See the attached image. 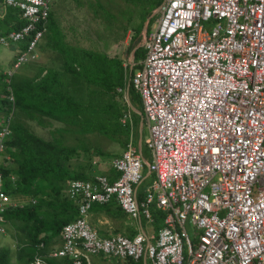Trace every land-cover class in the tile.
Listing matches in <instances>:
<instances>
[{
  "label": "built area",
  "instance_id": "2783aa9c",
  "mask_svg": "<svg viewBox=\"0 0 264 264\" xmlns=\"http://www.w3.org/2000/svg\"><path fill=\"white\" fill-rule=\"evenodd\" d=\"M55 1L0 0L25 21L18 31L0 28L1 45H26L7 76L38 58ZM160 13L132 79L157 179L138 204L143 159L131 142L113 161L116 182L71 180L78 218L64 226L63 247L52 256L74 264L100 253L135 262L146 255L151 264H264V0H165ZM131 119L126 113L122 125ZM10 135L8 123L0 154ZM114 198L148 220L156 202L165 226L152 239L101 238L89 213ZM14 207L0 170V233Z\"/></svg>",
  "mask_w": 264,
  "mask_h": 264
},
{
  "label": "trees",
  "instance_id": "16d2710c",
  "mask_svg": "<svg viewBox=\"0 0 264 264\" xmlns=\"http://www.w3.org/2000/svg\"><path fill=\"white\" fill-rule=\"evenodd\" d=\"M139 1L146 3L147 17L164 2ZM53 13L52 9L50 23L54 19ZM156 18L157 16L153 21ZM23 25L24 22L12 25L10 29L18 30ZM62 49L63 44L56 50L74 54L69 52L68 45ZM145 53L143 48L136 51L138 61L145 58ZM70 61L71 58L66 62ZM29 64L23 65L12 76L0 73V132L8 123L11 130L10 137L5 140V151L0 154L3 188L13 199H27L25 203L17 202L21 205L5 215L6 229L0 235H5L8 230L9 236L16 242V249L2 247L0 264H36L39 258L46 264H53L52 261L61 259L51 257V253L61 249L63 244L54 250H50V246L61 238L64 226L76 220L79 213L76 203L66 193L67 184L72 179L89 180L75 172L70 162L76 157L92 160L97 153L90 152L92 149L88 146L87 138L82 139L86 133L79 129L82 123L88 129L89 115L99 111L119 113L118 121L108 125L107 131L102 130V134L123 132L128 135L129 132L124 131V126L121 125L122 110L116 98V89L125 86L123 74L114 75L111 85L108 80H102L101 90L82 93L67 86L65 77L53 70H49L41 79L23 78L21 73ZM117 71L122 72L118 67ZM82 74L80 71V75ZM85 94L88 107L80 104L84 102L76 101V97ZM24 117L51 127L52 121H58L64 126L60 130L55 129L53 140H46L27 128L23 122Z\"/></svg>",
  "mask_w": 264,
  "mask_h": 264
},
{
  "label": "crops",
  "instance_id": "0c3cea01",
  "mask_svg": "<svg viewBox=\"0 0 264 264\" xmlns=\"http://www.w3.org/2000/svg\"><path fill=\"white\" fill-rule=\"evenodd\" d=\"M59 2L60 0H56L54 5H53V10L56 11L59 7ZM92 9H90V16L91 19L96 18V10L94 8V0H92ZM68 6V4H67ZM72 12L71 8H68V14ZM0 22L4 24V26L7 28H11L13 26L21 25L22 19L19 15V13L15 10L12 9L11 12H8V9L5 10L4 8L0 7ZM54 21L52 23H49V31L46 34V36L43 38V40L39 44L38 48V59L32 63H30L28 66H26L21 75L23 78H26L27 80H31L35 77L36 79H41L45 77L48 73L49 70H53L55 73H60L65 77V81L67 86H70L71 89H74L75 92H85L88 90V85H94L95 90H100L102 85V79L97 80L96 84H93L91 80H88L89 74L91 73V70H93L92 63H85L84 68H80V64L82 63V58L84 60L88 58H96V59H101L103 61L102 66L104 67L105 65L109 67L111 64H113L114 67V72L115 75H120L123 74V71H125L127 61H128V66L130 69H133V66L138 67V64H141V60L138 61L136 57V48L138 46H135L132 49V46L130 47L129 51V56L128 59H126V49L125 46L128 43V39L131 38L130 43L135 40V36L131 35V32L127 34L126 37V42L124 47H121L119 51H113L112 49L117 48L118 45L115 44L114 41L110 37H107L105 39L101 38V34H93L91 33V36L88 38L86 37L84 39L85 42L89 41V46L93 48H98L100 51H98L97 57H89V53H84L79 55L78 53L70 54V53H62L61 51L56 50L57 47L52 44V43H47V41L52 39H55L57 36L62 37L63 42L62 44H67V42H64V37L67 38V40L72 41V37L70 35L66 36L62 30H58L60 28H63L61 22L57 21L56 27L53 25ZM52 26L54 27V30L50 29ZM67 23L65 24L64 28H67ZM77 26V25H74ZM131 28V27H130ZM132 29V28H131ZM151 28L149 26L144 27L141 31V33H144L143 38L146 37V34ZM138 33V30L136 31ZM64 37H63V36ZM72 44V43H70ZM77 44V43H75ZM88 45V44H87ZM9 49V54L6 56L4 55L3 57L0 58V73L5 74L11 67L13 62L15 61L16 58V50L17 47H12V48H7ZM82 56V57H81ZM69 58H71L70 62H66ZM76 58V59H73ZM76 61V62H74ZM108 67V70H109ZM117 67L121 73L117 71ZM80 71L83 73L80 75ZM80 75V76H79ZM81 77V78H80ZM111 85L110 79H107ZM74 83V85H73ZM79 84H82L83 86V91L81 90V87ZM73 86H76L75 88ZM93 86V87H94ZM129 84L125 85V90L128 89ZM129 92V96H128ZM127 92V105L131 106V104L136 108V110L133 109L134 111V117L136 118V121H138L139 126L137 127V134L135 136L136 130L133 128L132 130H129L128 135L127 133H118L117 136H119V139L121 140V144L125 146V151L127 150L128 145L132 142H134L135 147L137 148L138 153L142 156L143 158V163H144V177L141 183L137 186L134 187V192L137 197L138 204H140L145 196H146V191L153 185L155 182V176L150 173L149 171V166L148 164L152 161L151 157V152L148 149L146 145V140L149 135L146 122L144 120V115H143V107H142V102L137 95L136 102L133 101L131 94L132 90H128ZM86 93V92H85ZM81 97H76L77 103L83 102L81 100ZM129 103V104H128ZM81 105L84 104V107L86 106L85 103H80ZM78 104V105H80ZM123 115V114H122ZM27 118V117H25ZM30 121L35 122L37 125V132H34L38 134V136L50 140L53 138V134L56 128L51 127L47 124H41L37 120H31L30 118H27ZM134 120V118H133ZM26 125V124H25ZM27 126V125H26ZM28 129L32 130L30 128V124L27 126ZM54 128V129H53ZM59 128V127H58ZM60 130V129H59ZM115 134V133H112ZM100 137V136H98ZM104 137V136H103ZM105 138V137H104ZM106 139V138H105ZM53 140V139H52ZM72 142V140L70 139ZM122 153V154H123ZM120 155H115L110 158V155H102L99 154L97 157L102 158L101 161L105 160L106 158H109V160L106 161H94L92 160H84V162H80L76 159L72 160L70 165L74 168V171L84 175L87 179L89 180H84L93 184H97V177H107V179L110 181L109 183H114L118 180L120 177V173L115 170L113 167L112 161L113 159L120 157ZM108 162V163H105ZM97 164V165H96ZM67 193V189H66ZM16 202H15V201ZM14 202L17 203H25V197L20 198V199H15ZM48 210V209H47ZM150 214H151V219L148 220L143 214L140 215L138 218H134L131 216L129 213L125 212L119 205V202L117 199H112L109 203L99 205L95 204L93 205L90 215H89V221L94 227V229L97 231L98 235L101 238H112L116 236H124L129 239H134L139 235H143L148 239H152V236H156L158 231L163 228L164 222H165V213L160 210L157 206V203L155 202L153 205L150 206L149 208ZM47 212V211H46ZM76 216V214H74ZM76 218V217H75ZM75 221V220H74ZM73 222V221H72ZM153 241V240H152ZM154 242V241H153ZM62 245V240L59 238L58 241H54L51 246L50 250H54L57 247H61ZM53 264H74L72 261L68 259H56L52 261ZM151 264L150 263V258L144 255L142 259L139 261L135 262L132 260H121L119 258L111 257L108 256L104 253H100L97 256H91L90 259L87 262H84L83 264Z\"/></svg>",
  "mask_w": 264,
  "mask_h": 264
},
{
  "label": "rangeland",
  "instance_id": "374dc122",
  "mask_svg": "<svg viewBox=\"0 0 264 264\" xmlns=\"http://www.w3.org/2000/svg\"><path fill=\"white\" fill-rule=\"evenodd\" d=\"M92 0H60L59 7L56 11L53 13V25L56 27L57 21L61 22L63 28H60L58 30H62L66 36L70 35L72 37V41L67 40L66 37H64V42H67V44H63V49L66 45L70 47L69 52L72 53H78L79 55L84 53H89V57H97L98 51L100 49L98 48H91L89 46V41L85 42L84 39L86 37H90L91 33L93 34H101V38L105 39L107 37H110L112 41L115 42L117 48L112 49L113 51H119L121 47H124L126 42V37L129 32H131V35L136 34L135 40L130 43L131 38L128 39V43L125 46L126 49V59H128L129 56V49L132 46V49L137 45L138 41H141L137 46H139L143 41V35L144 33H141L140 30H142L144 27H153L156 23V21L159 19H155L153 21V14L149 17L146 15V3L141 2L139 0L137 1H127V0H94V8L96 10V18L91 19L90 16V9H92ZM68 4V6H67ZM1 8L5 9V6L1 3ZM68 8L72 9V12L68 14ZM7 10V9H5ZM12 9H9L8 12H11ZM158 14H160L158 12ZM160 17V16H159ZM149 21H152L151 24H148ZM25 24V21H22ZM67 23V28H64L65 24ZM77 25V26H74ZM0 26L2 28L6 27L2 22H0ZM54 27L51 24L50 29L52 31L54 30ZM132 29H131V28ZM138 30V33L136 32ZM50 32V31H49ZM56 32V31H55ZM63 42L62 37L57 36L55 39H52L47 41V43H52L56 47L60 46ZM72 43V44H70ZM77 43V44H75ZM12 44V43H11ZM3 46L0 44V58L4 55L9 54V49L12 48V46ZM88 44V45H87ZM25 44L20 43L17 45L16 50V58L25 50ZM142 46H144V43H142ZM82 57V56H81ZM129 61V60H128ZM127 65L125 68V71H123V76L125 78L124 82L125 85L127 83L128 75H131V66L130 69ZM82 63L80 64V68H84L85 63H92L93 70H91V73L89 74V79L93 82V84L97 83V80H107V79H113L115 72H114V65L111 64L110 66H113L112 68L105 65L102 66L103 61L101 59L96 58H88L84 60L82 58ZM109 67V70H108ZM6 74V73H5ZM81 78V77H80ZM74 85V83H73ZM81 87V90L83 89L82 84H79ZM94 85H88V90L85 91L87 93L94 92L95 86ZM101 90V89H100ZM83 91V90H82ZM98 91V90H97ZM117 91V100L119 104V108L122 110L121 114H124L129 111V107L127 105V90L125 91L124 87H118L116 89ZM133 91V90H132ZM137 93L134 91L131 94V97L134 102H136L137 99ZM81 100L85 103V107H88L89 104L87 95H82ZM129 104V103H128ZM131 109V107H130ZM119 113L111 112V111H99L95 114L89 115L88 119V129L84 128V123L79 126V129H82L81 131H85V135L82 136V139L88 140L89 148L91 153H95V159L94 161H101L102 158L97 157L99 154L102 155H110V158L115 155H120L124 152L125 146L121 144V140L119 139L118 134H108L104 135L102 134V130L107 131V126L110 124H115L118 121ZM121 121V118H120ZM23 122L28 126L30 124V128L32 129V132H37V125L35 122L28 120L27 118H23ZM53 127L56 129L63 128V124L58 121H52ZM95 125V126H94ZM139 126L138 121H136V118L134 117V121L132 123H129L127 125H124V131H129ZM59 127V128H58ZM53 128V129H54ZM34 130V131H33ZM77 131V129H74ZM86 130H90L87 132ZM34 132V133H35ZM135 133V136L137 134V130ZM125 134V133H124ZM38 135V134H37ZM100 136V137H98ZM106 138H104V137ZM73 136L71 137V139ZM76 160L80 162H84L86 160L85 158L77 159ZM109 160V158H106L103 161ZM101 161V162H103ZM73 163V162H70ZM108 163V162H105ZM97 165V164H96ZM8 227V225H7ZM11 247L13 250L16 249V242L13 241V239L9 236L8 230L5 235H0V249L2 247ZM15 262V259H14ZM129 264V263H128Z\"/></svg>",
  "mask_w": 264,
  "mask_h": 264
},
{
  "label": "clouds",
  "instance_id": "9594fccd",
  "mask_svg": "<svg viewBox=\"0 0 264 264\" xmlns=\"http://www.w3.org/2000/svg\"><path fill=\"white\" fill-rule=\"evenodd\" d=\"M164 1H165V0H164ZM162 5H163V4H162ZM162 5H161V6H162ZM4 6H5V5H4ZM161 6L153 12V13H154V14H153V19H154L155 16H157L156 19H158V18L160 19L159 16H161V13H160ZM5 9H8V11H9V9H12V8H9V7H6V6H5ZM16 11L19 13V15H20V17H21V19H22L21 13H20L18 10H16ZM158 12H159L160 14H158ZM159 19H158V20H159ZM158 20H157V21H158ZM22 21H24V20L22 19ZM157 21H156V23H155V25H154L153 27H150L151 29H150V30L148 31V33L146 34V37L143 38L142 43H144V46H142V43H141V44L136 48V50H138V49H140V48H141V49L143 48V49L145 50V52H146V39H147V36H148V34H149V33H150V32L156 27V25H157ZM49 23H50V21H49ZM148 24H151V21H149ZM24 25H25V24H24ZM24 25H23V26H24ZM23 26H22V27H23ZM149 26H150V25H149ZM22 27H21V28H22ZM0 28H1L4 32H6V33H7V32L18 31V30L21 29V28H20V29L16 30V29H10V28H9V29H10V30H9V29L2 28L1 26H0ZM48 31H49V29H48ZM47 33H48V32H47ZM45 36H46V35H45ZM45 36H44V37H45ZM42 40H43V39H42ZM42 40H41V41H42ZM140 42H141V41H138L137 45H138ZM39 44H40V43H39ZM17 45H18V44H14V43L11 44L12 47H17ZM137 45H135V46H137ZM38 48H39V46H38ZM37 52H38V49H37ZM37 52H36V54H37ZM37 56H38V54H37ZM145 56H146V53H145ZM37 59H38V58H37ZM37 59H36V60H37ZM144 59H145V58H144ZM144 59H143V60H144ZM143 60H142V61H143ZM15 61H16V60H15ZM142 61H141V63H142ZM12 66H13V64H12ZM127 67H129V66H127ZM10 69H11V68H10ZM139 69H141V64H140V63L138 64V67L133 66V69H131V75H130V76L128 75V79H127V83H126V84H129V87H128V89H126V90H127V92H128V90H130V92H131V90H133L135 93H137L136 95H139V97H140V99H141V102H142L144 120H145V122H146V116H145V112H144V104H143V100H142V98H141L140 93L135 89V86H134L133 81H132L133 76L137 73V71H138ZM7 72H8V71H7ZM7 72H6V73H7ZM126 90H125V91H126ZM127 97H128V96H127ZM129 106H130V105H129ZM132 106H133V105L130 106L131 109H130V107H129V111H128V112H130V113L132 114V119H131L132 121H131L130 123H132V122L134 121V120H133V118H134V111H133V109H134V108H133ZM128 112H126V113H128ZM126 113H124V114L122 115L121 119L123 118V116H124ZM121 125H122V123H121ZM123 126H124V125H123ZM146 126H147V122H146ZM9 137H10V136H9ZM127 148H128V147H127ZM126 151H127V150H126ZM126 151H125V152H126ZM124 154H125V153H123L120 157H117V158H121ZM141 157H142V156H141ZM117 158H115V159H117ZM115 159H113V161H114ZM142 159H143V158H142ZM113 161H112V164H113ZM151 163H152V161L148 164V166H149ZM113 167H114V166H113ZM115 170H116V169H115ZM116 171H117V170H116ZM149 171H150V167H149ZM118 173H120V172H118ZM150 173L153 174V175L155 176V181H156L157 178H156L155 173H152L151 171H150ZM120 174H121V173H120ZM143 177H144V163H143ZM97 178H98V177H97ZM106 178H107V177H106ZM118 179H119V178H118ZM72 180H80V179H72ZM142 180H143V179H142ZM70 181H71V180H70ZM70 181H69V182H70ZM82 181H84V180H82ZM69 182H68V183H69ZM109 182H110V181H109ZM68 188H69V186H68V184H67V195H68ZM10 196H11V195H10ZM68 197H69V195H68ZM11 199H12V201L14 200L12 196H11ZM69 199H70V197H69ZM70 200H71V199H70ZM14 201H15V200H14ZM14 201H13V203L16 204L17 207L21 205V204H19V203H15L16 201H15V202H14ZM71 201H72V200H71ZM73 202H74V201H73ZM74 203H76V202H74ZM76 205H77V204H76ZM99 205H100V204H99ZM119 205H120V204H119ZM120 207H121V206H120ZM14 208H16V207H14ZM14 208H11V209H14ZM77 208H78V205H77ZM121 208H122V207H121ZM11 209H9V210H11ZM122 209H123V208H122ZM9 210H8V211H9ZM8 211H7V212H8ZM7 212H6V213H7ZM125 212H126V211H125ZM5 215H6V214H5ZM89 215H90V213H89ZM77 218H78V217H77ZM73 222H74V221H73ZM89 222H90V221H89ZM70 223H72V222H70ZM4 224H5V229H6V222H5ZM68 224H69V223H68ZM90 224H91V223H90ZM66 225H67V224H66ZM91 225H92V224H91ZM164 226H165V222H164ZM164 226H163V227H164ZM160 230H161V229H160ZM160 230H159V231H160ZM159 231H158V233H159ZM158 233H157V234H158ZM61 238H62V234H61ZM62 244H63V239H62ZM62 247H63V245H62ZM62 247H61V248H62ZM55 251H58V250H54V251L51 253V257H53L52 254H53ZM61 259H68V258H61ZM141 259H142V258H141ZM69 260H70V259H69ZM43 261H44V260H43ZM70 261H71V260H70ZM44 262H45V261H44ZM84 262H87V260H85ZM72 263H73V262H72ZM36 264H37V263H36ZM45 264H46V262H45Z\"/></svg>",
  "mask_w": 264,
  "mask_h": 264
},
{
  "label": "water",
  "instance_id": "95a60500",
  "mask_svg": "<svg viewBox=\"0 0 264 264\" xmlns=\"http://www.w3.org/2000/svg\"><path fill=\"white\" fill-rule=\"evenodd\" d=\"M128 96H129V92H128ZM132 105V104H131ZM134 108V110H136V108L134 106H132Z\"/></svg>",
  "mask_w": 264,
  "mask_h": 264
}]
</instances>
